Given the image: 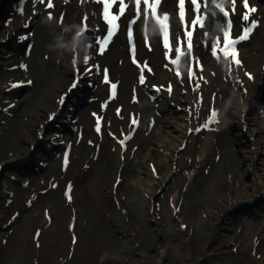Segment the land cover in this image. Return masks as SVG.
<instances>
[{
  "label": "rangeland",
  "instance_id": "374dc122",
  "mask_svg": "<svg viewBox=\"0 0 264 264\" xmlns=\"http://www.w3.org/2000/svg\"><path fill=\"white\" fill-rule=\"evenodd\" d=\"M244 3L0 20V264H264V0Z\"/></svg>",
  "mask_w": 264,
  "mask_h": 264
},
{
  "label": "snow or ice",
  "instance_id": "6c2138e0",
  "mask_svg": "<svg viewBox=\"0 0 264 264\" xmlns=\"http://www.w3.org/2000/svg\"><path fill=\"white\" fill-rule=\"evenodd\" d=\"M112 2H116V3H118L119 4V8H118V14H122L123 13V11H124V8H125V0H103V3H104V5L106 6V8H105V11H106V19H107V6L110 4V3H112ZM196 2H197V0H193V5L195 6L196 5ZM156 3H159V0H151V3H150V0H134V4H135V7H136V10H137V15L139 16L140 14H141V9H140V6H141V4H143L144 5V9H143V14L145 15V17H147V14H148V12H149V9H151V11H152V14L154 15L155 14V8H154V5L156 4ZM179 3H180V5L182 6L183 5V3H184V0H179ZM245 8H247L248 6H247V3H246V0H245V3H244V5H243ZM49 7H51V3H49ZM217 7L218 8H220V10L222 11V12H224V7H223V3H219V4H217ZM251 11H255V9L253 8V9H251ZM225 14V16H227L228 15V13L227 12H225L224 13ZM117 19V15H112L111 17H110V19L108 20V22L109 23H111L112 21H115ZM167 19V16H165L164 17V20H166ZM243 20L244 21H248L249 20V17L247 16V15H244L243 16ZM158 23H163L162 21H158ZM194 24L196 23L195 21L193 22ZM255 21H252V25L253 26H255ZM229 26H230V24H229ZM245 31H249V30H245ZM112 35V29L110 28L109 29V36H111ZM246 38V36L245 35H242L239 39L240 40H244ZM106 40H107V38H105V40H103V41H100L99 43L101 44V47H103V44L106 42ZM232 43H234V42H232ZM225 44L227 45V46H232L231 44H230V42L226 39L225 40ZM215 47V46H214ZM213 54L215 55V51L213 52ZM87 59V58H86ZM174 63H176V61H173ZM236 63L238 64L239 63V60H236ZM113 88H115V85H113Z\"/></svg>",
  "mask_w": 264,
  "mask_h": 264
},
{
  "label": "trees",
  "instance_id": "16d2710c",
  "mask_svg": "<svg viewBox=\"0 0 264 264\" xmlns=\"http://www.w3.org/2000/svg\"><path fill=\"white\" fill-rule=\"evenodd\" d=\"M207 8V7H206ZM186 53L184 52L182 55L184 56ZM187 58H190V56L189 55H187L186 56ZM6 73V70H4V69H2V72H1V76H3V74H5ZM161 99V102H163L164 103V101H166V99H165V97H161L160 98ZM193 104L194 103H196V102H192ZM189 104V103H188ZM190 109H188V111H189ZM257 128V127H256ZM251 134H252V132H251ZM66 136H69V135H66ZM56 151H57V149L56 148H53V147H50V155H52V154H54V153H56ZM49 153V152H48ZM46 154L47 153H45V155L44 156H46ZM39 161V160H38ZM22 163H24V162H20V163H17V164H15V163H13L12 165H20V164H22ZM20 169H22L23 170V168H20ZM9 179H7V180H4V181H2V183H1V186H0V188L2 189V191L0 192V204H1V200H2V203H3V205H5L7 202H8V197L10 196V194H12V195H14L15 194V192H16V188L15 187H11V185H9V181H8ZM26 180H28V177L27 176H25L24 177V179H22V180H20L21 182H24L25 184H27L26 183ZM22 184V183H21ZM24 184V185H25ZM17 186L18 187H20V183H18L17 184ZM11 187V188H10ZM4 194H5V196H4ZM258 203H260V202H258ZM261 204V203H260ZM262 204H264V200H263V203ZM245 208H246V206H244Z\"/></svg>",
  "mask_w": 264,
  "mask_h": 264
},
{
  "label": "water",
  "instance_id": "95a60500",
  "mask_svg": "<svg viewBox=\"0 0 264 264\" xmlns=\"http://www.w3.org/2000/svg\"><path fill=\"white\" fill-rule=\"evenodd\" d=\"M16 0H0V20L4 22L7 19V16L10 11L11 4L15 3ZM6 13V14H5ZM27 43L23 45V50L26 48ZM261 92V91H260Z\"/></svg>",
  "mask_w": 264,
  "mask_h": 264
},
{
  "label": "flooded vegetation",
  "instance_id": "af4514ba",
  "mask_svg": "<svg viewBox=\"0 0 264 264\" xmlns=\"http://www.w3.org/2000/svg\"><path fill=\"white\" fill-rule=\"evenodd\" d=\"M24 2H25V0H16V2L13 3V6H12V4H11V7H10V11H9V13H12V12H15V11H16V13H18V11H20L21 8L24 7V6H23V5H24ZM19 4H21L19 10H18V11H17V10H14ZM8 15H9V14H8ZM2 23H3V22H2Z\"/></svg>",
  "mask_w": 264,
  "mask_h": 264
},
{
  "label": "clouds",
  "instance_id": "9594fccd",
  "mask_svg": "<svg viewBox=\"0 0 264 264\" xmlns=\"http://www.w3.org/2000/svg\"><path fill=\"white\" fill-rule=\"evenodd\" d=\"M49 22H50V21H49ZM78 29H79V31H80L81 33L85 32V29H84L83 25H81V24L78 26Z\"/></svg>",
  "mask_w": 264,
  "mask_h": 264
}]
</instances>
